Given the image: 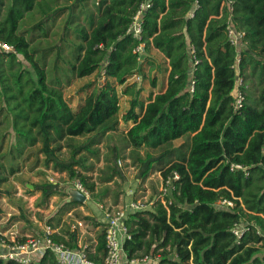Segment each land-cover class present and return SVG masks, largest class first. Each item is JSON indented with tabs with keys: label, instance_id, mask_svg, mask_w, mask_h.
Listing matches in <instances>:
<instances>
[{
	"label": "trees",
	"instance_id": "16d2710c",
	"mask_svg": "<svg viewBox=\"0 0 264 264\" xmlns=\"http://www.w3.org/2000/svg\"><path fill=\"white\" fill-rule=\"evenodd\" d=\"M56 2L0 0V42L15 51L0 52V113L12 118V124L1 122L5 130L14 131L5 153L1 151L6 135H0V157L10 156L13 162L7 171L15 174L19 162L41 154L45 169L66 173L100 202L108 190L96 192V181L90 182L91 176L84 174L93 171V164H86V153L98 161L99 150L94 147L118 130L116 86L123 87L141 74L143 64L133 51L143 43L144 52L149 48L161 52L170 70L165 91L149 96L146 104L135 95V84L122 90L130 97L122 117L131 123L123 139L125 148L131 149L128 157L139 171V183L155 170L162 179L172 172L179 179L165 197L168 210L161 208L159 213L157 207V212L135 213L125 222L131 234V240L124 243L127 258L144 254L149 247V241H144L147 231L161 219L168 232H176L162 248L177 237L189 246V252L183 257L164 253L158 264H264V103L259 105L264 90L258 99L246 85L257 74L260 81L256 86L264 82V0H152L143 14L140 42L127 29L142 0H98V5L94 0H75L54 10L49 3ZM36 8L51 17L26 25L24 17ZM65 10L67 20L54 32L52 42L34 43L35 38H49L48 19ZM228 25L244 33V47L239 51L228 40ZM38 31L41 36L35 35ZM18 57L31 68L35 79ZM52 61L54 77L48 83ZM102 72L104 82L72 110L63 90L74 79L95 73L100 78ZM238 77L244 100L236 109L233 93ZM87 136L86 143L78 142ZM186 136L189 139L184 144L171 147L173 141ZM63 148L69 150V160L60 158ZM141 149L163 150L142 157ZM121 158L126 157L114 146L101 182L122 177L116 162ZM231 165L242 169L231 170ZM4 170L0 164V174ZM35 190L41 192L44 204L60 193L51 183ZM224 200L233 207L220 206ZM76 206L78 203L64 202L62 213ZM235 227L244 229L240 238L232 232ZM67 234L68 240L55 234L52 239L69 249L78 248L75 234ZM97 241L87 257L101 262L104 233ZM0 264L16 263L0 258ZM38 264L60 263L48 250Z\"/></svg>",
	"mask_w": 264,
	"mask_h": 264
},
{
	"label": "rangeland",
	"instance_id": "374dc122",
	"mask_svg": "<svg viewBox=\"0 0 264 264\" xmlns=\"http://www.w3.org/2000/svg\"><path fill=\"white\" fill-rule=\"evenodd\" d=\"M89 6L92 7L91 3L89 4ZM30 16L31 15H28L27 17ZM21 23L23 24V22ZM68 38L74 41V36L69 35ZM18 58L21 59L20 57ZM22 62L25 67L29 69L31 77L35 79L34 72L31 70V68L26 65L24 61ZM62 66H65V64H62ZM52 68L53 61L50 65L49 71L47 72L48 83L54 77ZM147 70H149L148 67H146L145 70H143L144 72L141 73V75L143 74L144 79L147 80L146 82H142L140 85L139 77H132L123 86L125 87L127 85L135 83L136 87L138 88L139 85L141 89H138V94L135 92L138 100H143L148 95L151 90L150 78L156 75V73H153L152 71H148L147 73ZM247 72L249 73V70ZM248 76L250 79V75ZM250 81L251 82L246 84L248 87L247 90L252 92L253 95L259 99L258 94L259 92L264 90V82L261 84V86H256L258 81H260V77L258 76V74L254 76ZM99 83L100 78L96 73L82 79H74L71 85L63 90L64 99L72 110H76V108L84 102L85 98L89 94H91L94 89L99 87L97 86V84ZM116 87L119 94V128L115 133L108 135L106 138L102 139L100 144L94 147L99 150L98 161L92 158L88 153H86V156L88 158L86 164H93V171L84 173L88 176H91L92 179H90V182L96 181V192L102 190L103 188H107V195L103 197L100 202L89 196L88 202L86 201V205L82 210H80V207H78L76 209H71L69 212H64L65 214L61 215L60 213H62L63 202L65 198L62 193H65L68 190H74L72 189V186L76 181L75 179L70 180L66 173H57L52 171L51 169H45V167L43 166V157L41 154L34 155L33 157H30L23 162H19V172L13 176L12 174H10V172L7 171L13 163L10 156L6 159H2L0 157V164L3 165L5 169L0 174V177L5 179V183H0V188L2 189L0 192L5 193L7 192V190H11L10 188H13L11 190L12 195L9 197V199H0V240L4 241L7 244H13L14 242L17 243L20 241L23 242L29 238L36 237L34 234V230L40 233L38 236H41L43 234L44 227L47 226L49 220L53 218V216H57L58 219H60L58 223H56L55 220L49 223L57 229L59 234H61L60 236L67 238L65 232H76L82 242H84V245H89V243L93 242V240L98 237L97 234L102 233V228L96 225L98 220L101 219L97 204L102 203L108 207L109 205L114 203V200H116V196L119 200V203H122L128 198L130 202H132L134 196L136 197L134 200H139L141 201V203L146 205L144 210H155V212H157V207L160 208L159 213H161V208L163 210H168L167 203L164 200L165 198L160 196V190L162 187L161 172L155 170L148 176V178L144 182L139 183V171L136 168V165L133 164V161L128 157L131 149L125 148L126 145L124 144L123 139L131 123H123L122 116L129 108L130 97L127 96L126 98H124L121 89L123 87ZM261 103L263 104L264 101H260L259 105ZM259 107H262V105ZM137 111L139 112L138 109ZM7 120L12 124V118H8L5 113H0V135L4 133L6 135V141L3 146V151H1L3 153L7 152L8 145L13 141L12 137L14 131L10 128L5 130ZM1 121H5L6 125L2 124ZM7 130H9V133H6ZM88 138L89 136L79 138L78 142L86 143L88 141ZM187 139L188 137H183L175 140L171 143V147H179L184 144ZM114 146H116L120 150L122 156L126 157L123 160L122 158L119 159V165L118 159L116 160L117 167L119 168L122 177H114L111 181L101 182L100 179L103 177V174H101V172H105L106 167L109 164L106 161V158H109L110 151ZM162 150L163 149H141L138 152L142 157H144L146 154L158 155L162 152ZM26 154L24 155L25 157ZM69 157V150L63 148L60 152V158L69 160ZM113 158L114 157L112 154L110 159L113 160ZM14 164L17 165V163ZM44 183H51L55 185L56 189L60 192L58 195L50 197L46 204L42 202L43 199L41 196V192L35 190V187H40ZM7 185H9V188L6 187ZM28 185L33 186V190H29ZM126 192H129L128 196L126 195ZM76 212H81V216H86L89 218V220L91 219V221H86L81 218L79 219V217L77 218L75 215ZM165 228L166 224L163 220L160 219V221L156 222L155 225H151V228H149V230L147 231V236L144 241H149V247L139 258L146 257L151 261L148 264H158L160 256H162L164 253L174 254L176 257H183L189 252V246H186L184 242L182 243L181 241H179L177 237L175 238L174 243H169V246L162 248L165 244L162 243L166 242L165 240L169 239L170 235H176V232H173L174 230L168 232V230ZM238 229H242V227H239ZM95 232H97L96 235ZM0 250H2V248H0Z\"/></svg>",
	"mask_w": 264,
	"mask_h": 264
},
{
	"label": "built area",
	"instance_id": "2783aa9c",
	"mask_svg": "<svg viewBox=\"0 0 264 264\" xmlns=\"http://www.w3.org/2000/svg\"><path fill=\"white\" fill-rule=\"evenodd\" d=\"M151 1L152 0H142L127 29V34L137 39L139 42L142 35L143 14L150 7ZM95 4L98 5V0H95ZM190 16L192 17V14H190ZM226 31L229 42L235 46L238 51L241 50L244 47L242 42L244 33L236 31L230 25L227 26ZM0 52L14 53L15 51L12 46L0 42ZM133 52L137 55L139 63H142L144 44L139 43ZM238 62L239 59L237 58L236 64H238ZM104 80V72H102L100 83L104 82ZM241 86L242 80L238 77L233 93L234 108L236 109L241 107L244 100ZM119 164L120 161H118V165ZM234 169H242V167L239 165H231V170ZM178 179L179 177L176 172H172L166 179H162L160 196L165 198L170 191H173L174 182ZM72 189L79 191L85 197L88 196L87 191L78 181L73 183ZM219 205L230 208L233 207V204L226 200L219 202ZM145 207V204L136 200L128 202L120 207L104 209L106 218V226L104 228L105 253L101 262L90 260L87 257V250L85 248L69 249L63 243L53 241L52 236L55 231L50 226L44 228L41 236L29 238L22 243L14 242L13 244H7L0 240V248L3 250V252L0 251V258L15 262L16 264H38L40 257H42L45 251L49 250L60 264H148L151 261L146 257L128 259L124 251V243L131 240V234L125 222L130 215L147 211L144 210ZM238 228L239 227H235L232 232L237 238H240L244 229Z\"/></svg>",
	"mask_w": 264,
	"mask_h": 264
},
{
	"label": "crops",
	"instance_id": "0c3cea01",
	"mask_svg": "<svg viewBox=\"0 0 264 264\" xmlns=\"http://www.w3.org/2000/svg\"><path fill=\"white\" fill-rule=\"evenodd\" d=\"M50 1H52V0H50ZM75 0H57V2H56V4H50L49 3V6L50 7H52L54 10L55 9H58V8H62V7H68V6H70L73 2H74ZM95 1V0H94ZM53 5V6H52ZM224 5V4H223ZM43 6H44V4H43V2H42V4H41V7L40 8H43ZM91 6H92V2H91ZM225 6V5H224ZM40 8H36L33 12H30V13H28L25 17H24V22L26 23V25H32V24H36L37 22H39L40 20H41V18H43V17H48V18H50L51 17V15H48V14H46L45 12H41V9ZM28 15H31L30 17H27ZM68 15H69V13H68V10H65L61 15H59V16H56L55 18L53 17L52 19H48V22H47V27L49 28V38L48 39H43V38H35L34 40V43H40L41 45H45L46 44V42L47 41H49V42H52V38L54 37V32H56V31H58V29H60L59 27H62V25H63V23H65L66 22V20H67V17H68ZM53 20V21H52ZM60 24V25H59ZM35 35H37V36H41V34H40V32L38 31V32H36L35 33ZM146 53V54H145ZM19 59V58H18ZM20 60V62H22L23 60H22V58L21 59H19ZM23 63V62H22ZM142 70H141V73H143L144 71L143 70H145V68L146 67H148V69L149 70H147L146 72L148 73V71L150 72V71H152L153 73H156V75H154V76H152L150 79H151V85H150V92L148 93V95L143 99V100H139V101H142V102H144L145 104L147 103V100H148V98H149V96H152V97H154L155 95H157V94H159V93H162V92H164L165 91V89H166V87H167V77H168V73H169V70H170V67H169V64H168V60L165 58V56L161 53V52H159L157 49H154V48H149V50L147 51V52H144V56H143V62H142ZM140 75V76H139ZM133 77H139V84L141 85V83L142 82H146L147 80L146 79H144V76H143V74L141 75V74H136V75H134ZM135 84V83H134ZM136 85V84H135ZM66 88H68V87H66ZM137 88V87H136ZM122 90L124 89V87L123 88H121ZM138 89H141V87H139V85H138V88H137V90ZM139 91V90H138ZM137 91V92H138ZM136 92V93H137ZM123 97L124 98H126L127 97V95H123ZM119 112H120V109H119ZM127 112V111H126ZM125 112V113H126ZM136 112H138L137 110H136ZM124 113V114H125ZM124 116V115H123ZM122 116V117H123ZM122 122L123 123H125L124 121H123V119H122ZM119 123H120V121H119ZM130 127H131V125H130ZM129 127V128H130ZM118 128H119V126H118ZM187 137V136H186ZM188 139H189V137H188ZM187 139V140H188ZM185 143V142H184ZM177 148V147H176ZM43 157V156H42ZM19 168H20V164H19ZM19 172V171H18ZM18 172H16V173H18ZM15 173V174H16ZM15 174H12L13 176L15 175ZM0 183H3V182H0ZM5 183V182H4ZM9 184H11V183H9ZM7 188H9V185H7L6 186ZM33 187V186H32ZM11 190L13 189V188H10ZM29 189V188H28ZM2 189L0 188V191H1ZM11 190H7V192H5V193H3V192H0V199L1 200H5V199H9V197L12 195V192H11ZM29 190H31V189H29ZM33 190V189H32ZM88 193V192H87ZM58 195V194H57ZM64 196H65V198H64V202H66V203H70L69 201H68V199H69V195L67 194V192H65L64 194H63ZM67 195V196H66ZM126 195L128 196L129 195V192H126ZM125 195V196H126ZM131 195V194H130ZM56 196V195H55ZM136 197H134L133 196V200L132 201H136V200H134ZM88 199H89V194H88V196L86 197V200H85V202L84 203H78V206H76V207H73L72 209H76V208H78V207H80L79 209L80 210H82L83 208H84V206L86 205L85 203H86V201L88 202ZM63 202V203H64ZM128 202H130V200H129V198L128 199H126L125 201H123L122 203H119V200H118V198L116 199V200H114V203L113 204H111V205H109L108 207L105 205V204H102V203H99V204H97V206H98V212H100V215H101V219L100 220H98V222H97V226L98 227H100V228H102V233H99V234H97L98 236L100 235V234H103L104 233V228H105V226H106V218H105V215H104V209L105 208H115V207H120V206H122V205H124V204H126V203H128ZM72 203V202H71ZM71 209H69V210H66V212H69ZM75 211H78V210H75ZM65 212V213H66ZM60 213V212H59ZM65 213H60L61 215H63V214H65ZM80 217H79V219L80 218H82V213L81 212H76ZM76 213H75V215H76ZM55 216H56V214H55ZM76 217L78 218V216L76 215ZM83 217H86V216H83ZM56 221V223H58V217L56 216V217H54L53 216V218H51L50 220H49V222L51 223L52 221ZM87 221H91V219L90 220H87ZM47 226H50L51 228H53L54 229V231H55V235L57 236V237H62V236H60L61 234H59V232L57 231V229L54 227V226H52V225H50V224H47ZM46 227V226H45ZM44 227V228H45ZM69 232V231H68ZM70 233H74L75 234V236H76V239H77V247L78 248H85L88 252H94V250H95V247L97 246V244H98V241H97V238H95V240H93V242H91V243H89V245L88 244H86V245H84V242H82V240L80 239V237H79V235L78 234H76V232H70ZM96 233L97 232H95V235H96ZM34 234H35V236L36 237H38V235L40 234L39 232H37L36 230H34ZM65 234H66V236H67V238H64V237H62V238H64V240H68V234H67V232H65ZM82 246H84V247H82ZM1 252H3V250H0ZM41 258V257H40ZM103 258V257H102Z\"/></svg>",
	"mask_w": 264,
	"mask_h": 264
},
{
	"label": "water",
	"instance_id": "95a60500",
	"mask_svg": "<svg viewBox=\"0 0 264 264\" xmlns=\"http://www.w3.org/2000/svg\"><path fill=\"white\" fill-rule=\"evenodd\" d=\"M28 188L33 189L31 185H28ZM67 194L69 195L68 201L72 203H84L86 200V197L77 190H68Z\"/></svg>",
	"mask_w": 264,
	"mask_h": 264
}]
</instances>
